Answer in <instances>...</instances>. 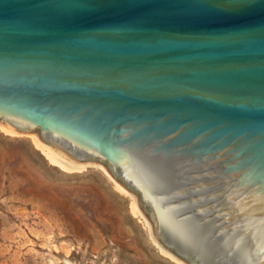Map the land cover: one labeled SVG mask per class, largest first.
Segmentation results:
<instances>
[{
  "label": "water",
  "instance_id": "water-1",
  "mask_svg": "<svg viewBox=\"0 0 264 264\" xmlns=\"http://www.w3.org/2000/svg\"><path fill=\"white\" fill-rule=\"evenodd\" d=\"M0 125L102 168L184 264H264V0H0Z\"/></svg>",
  "mask_w": 264,
  "mask_h": 264
},
{
  "label": "rangeland",
  "instance_id": "rangeland-1",
  "mask_svg": "<svg viewBox=\"0 0 264 264\" xmlns=\"http://www.w3.org/2000/svg\"><path fill=\"white\" fill-rule=\"evenodd\" d=\"M37 140L0 125V264H184L102 168L63 171Z\"/></svg>",
  "mask_w": 264,
  "mask_h": 264
},
{
  "label": "bare ground",
  "instance_id": "bare-ground-1",
  "mask_svg": "<svg viewBox=\"0 0 264 264\" xmlns=\"http://www.w3.org/2000/svg\"><path fill=\"white\" fill-rule=\"evenodd\" d=\"M36 146L39 147L41 150L42 154L45 156V158L53 165L58 167L59 169L66 171V172H71V171H80L85 164H79L75 163L70 159H66L62 156H60L57 152H54L53 150H50L46 146L42 145L41 142H38V140L35 142ZM118 186V185H117ZM121 187H119L120 189ZM133 211L136 212V214L140 215L139 209L137 205L133 204ZM142 217V216H141ZM155 242V240H154ZM156 243V242H155ZM157 244V243H156ZM158 245V244H157ZM160 250L165 254L164 250L161 249V247L158 245ZM167 254V253H166ZM169 255V254H168Z\"/></svg>",
  "mask_w": 264,
  "mask_h": 264
}]
</instances>
